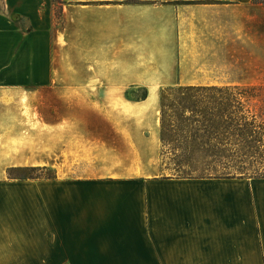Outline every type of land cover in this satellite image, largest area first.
I'll return each mask as SVG.
<instances>
[{
  "label": "crops",
  "instance_id": "crops-1",
  "mask_svg": "<svg viewBox=\"0 0 264 264\" xmlns=\"http://www.w3.org/2000/svg\"><path fill=\"white\" fill-rule=\"evenodd\" d=\"M175 85L264 89V2L0 0V264H264V176H162Z\"/></svg>",
  "mask_w": 264,
  "mask_h": 264
},
{
  "label": "rangeland",
  "instance_id": "rangeland-1",
  "mask_svg": "<svg viewBox=\"0 0 264 264\" xmlns=\"http://www.w3.org/2000/svg\"><path fill=\"white\" fill-rule=\"evenodd\" d=\"M217 87L223 88L226 92L227 87ZM243 88L251 90L246 94L247 96L250 93H254L255 96L251 98L244 111H238L236 115L232 116V119L224 116L203 122L202 116L199 114L193 115L191 112L184 113L179 110L174 112L176 109L169 110L170 119L175 124V130L173 131L171 128L172 130L168 132L171 138L170 142L166 145L162 142L161 157L164 174L162 176L218 177L233 175L250 177L264 175V89ZM233 90L237 89L234 88ZM227 92L231 93V91ZM146 93L147 89L141 87L134 96L135 98H143ZM157 98L149 97V104L143 114L144 127L152 136L157 131V108L161 104V100L157 101ZM196 120H200V122ZM252 122L254 123L252 124ZM213 126L219 128L221 126V128L215 129ZM224 126H228V128ZM240 126L246 127L243 132L244 138L240 140L246 139V141L255 144V147L251 148L254 153L252 165L232 160L240 152V148L234 145L236 138H242L239 131L234 133L235 127ZM219 142L225 145H218ZM260 145L261 147H259ZM213 153L217 154V158L210 156ZM38 173L53 174L52 171L48 170Z\"/></svg>",
  "mask_w": 264,
  "mask_h": 264
},
{
  "label": "trees",
  "instance_id": "trees-1",
  "mask_svg": "<svg viewBox=\"0 0 264 264\" xmlns=\"http://www.w3.org/2000/svg\"><path fill=\"white\" fill-rule=\"evenodd\" d=\"M263 1L264 0H259ZM234 88H226V92L221 87L217 86H197V85H178V86H170L166 87L162 90L161 94V138L164 145L171 141V138L168 134L173 128L175 130V124L172 123L173 120L170 119L169 110H174V112L183 111L191 112L194 114H199L202 116L203 122L210 121L214 118H222L224 116L231 117L236 115L238 111H244L246 105L249 103L251 98L255 95L254 93H250L248 96L246 95L251 90L244 88H235L237 90H233ZM227 91H231L228 93ZM237 91V92H236ZM211 92V93H208ZM147 93L143 98H147ZM245 98V99H244ZM244 99V101H243ZM249 110V108H248ZM200 122V120H196ZM254 122H252L253 124ZM205 126V125H204ZM228 128V126H224ZM215 129H220L219 127L213 126ZM223 128V127H222ZM237 132L239 131V135L242 138H236L234 145L239 147L238 156L233 157L232 160L235 162H243L245 164L252 165V157L254 153L251 151V148H254L255 144L250 141L240 140L243 139L245 135L243 132L245 131V126L235 127ZM218 145L224 146L225 144L219 142ZM262 145V144H261ZM261 145L259 147H261ZM264 146V145H263ZM211 157L217 158V154L213 153L210 155ZM237 160V161H236ZM52 171L53 174L44 175L38 173L39 171ZM9 175L12 178H20V179H39V178H53L56 176L53 169L49 167H40V166H24V167H13L9 170ZM233 175L227 176H218V177H230ZM257 176V175H255ZM264 176V175H258ZM205 177V176H203Z\"/></svg>",
  "mask_w": 264,
  "mask_h": 264
}]
</instances>
